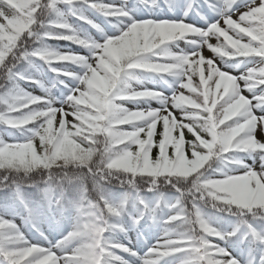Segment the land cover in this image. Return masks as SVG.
Listing matches in <instances>:
<instances>
[{
	"label": "snow or ice",
	"instance_id": "1",
	"mask_svg": "<svg viewBox=\"0 0 264 264\" xmlns=\"http://www.w3.org/2000/svg\"><path fill=\"white\" fill-rule=\"evenodd\" d=\"M0 264H264V0H0Z\"/></svg>",
	"mask_w": 264,
	"mask_h": 264
},
{
	"label": "trees",
	"instance_id": "2",
	"mask_svg": "<svg viewBox=\"0 0 264 264\" xmlns=\"http://www.w3.org/2000/svg\"><path fill=\"white\" fill-rule=\"evenodd\" d=\"M62 43V42H61Z\"/></svg>",
	"mask_w": 264,
	"mask_h": 264
}]
</instances>
